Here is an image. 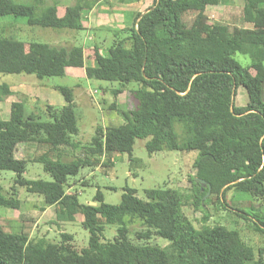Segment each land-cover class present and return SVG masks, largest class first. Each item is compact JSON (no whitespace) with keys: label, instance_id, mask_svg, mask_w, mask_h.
<instances>
[{"label":"trees","instance_id":"trees-1","mask_svg":"<svg viewBox=\"0 0 264 264\" xmlns=\"http://www.w3.org/2000/svg\"><path fill=\"white\" fill-rule=\"evenodd\" d=\"M242 1L251 27L209 22L205 8L219 0H152L130 26L111 30L110 45L94 43L93 57L84 54L82 45L0 37V73L43 79L60 75L67 67H82L87 78L118 82L114 94L129 82L137 84L136 107L120 110L124 122L98 126L84 157L70 161L48 154L64 146L76 147L72 136L79 129L70 87H54L65 103L47 104L45 120L28 112L23 101L10 103L8 118L0 119V170L13 171L15 178L9 195L0 186V206L16 207L15 185L25 187L48 205H57L65 219L80 213L89 236L87 245L77 250L71 234L62 233L63 240L55 242L30 238L22 230L6 231L0 224V264H264V246L254 249L236 228L218 222L195 227L182 210L184 195L174 189L149 188L140 198L134 188L125 187L116 204L104 202L100 190L91 203H82L76 193L66 191L68 179L82 166L96 165L106 154L127 153L131 158L135 140L145 139L149 154L196 151L195 207L203 209L210 187L206 200L236 211L264 233L259 206L243 207L241 200L233 205L226 198L233 190L264 202V0ZM57 7V2L46 0H0V19L22 17L31 26L85 29L78 8L68 7L59 15ZM188 11L195 15L186 25L182 15ZM236 52L248 55L251 63L241 65L233 57ZM240 85L247 102L236 106ZM9 94V86L0 84V97ZM175 122L181 124V141ZM22 142L46 144L47 151L32 160L18 158L16 146ZM33 161L50 179L23 176ZM126 216L145 226L134 239L129 238ZM106 224L117 226L111 240L101 238ZM152 235L167 244L148 243Z\"/></svg>","mask_w":264,"mask_h":264},{"label":"rangeland","instance_id":"rangeland-1","mask_svg":"<svg viewBox=\"0 0 264 264\" xmlns=\"http://www.w3.org/2000/svg\"><path fill=\"white\" fill-rule=\"evenodd\" d=\"M48 3L57 2L60 10L78 8L82 15L85 29L55 30L26 24L22 17L12 16L0 19V37L29 41L45 42L55 46L70 47L82 45L84 54L93 57L94 43L105 47L114 38L111 30H120L130 26L138 11L145 10L152 0H46ZM205 14L209 22L227 24L228 26L251 27L252 22L245 18L242 0H219V3L207 5ZM193 11L182 15L183 22L189 25L194 17ZM124 34L120 31L118 36ZM233 57L241 65H249L248 55L236 52ZM9 86L11 94L0 97V119L9 116L10 103L23 101L28 112H35L40 119H46V105H63L62 94L54 87L63 85L73 91L74 109L77 116L78 133L72 138L76 147L64 146L57 153L50 152L52 158L59 157L62 161L82 158L85 146L89 145L98 126L118 125L124 122L120 110L134 109L137 100L134 97L135 82H129L122 91L114 94L118 82H108L87 78L82 67H67L60 75L38 79L33 74L0 73V84ZM264 98V86H263ZM247 102V93L242 85L237 88L234 97L236 106ZM181 124L174 123V129L181 141ZM180 133V134H179ZM145 139H136L133 145L132 157L127 153H113L101 156L100 161L93 166H82L77 175L71 176L66 185L68 193H76L82 203H91L97 190L103 195L106 203L116 204L120 200L125 187L134 188L136 195L145 198L144 191L149 188L164 187L179 191L184 195L182 210L191 223L199 228L204 224L215 222L234 227L244 242L254 249L264 246V233L255 230L253 221L236 215V211L223 210L205 198L203 209L194 206L195 189L192 179L195 176L193 162L196 151L163 150L149 154L144 146ZM47 151V145L38 142H22L17 144L15 156L32 160ZM23 176L27 179H50L43 171L42 165L30 162ZM15 173L11 170H0V186L7 195L12 192ZM17 193L16 207L0 206V224L3 229L11 232L24 231L30 238H46L50 241H61L62 233L71 234L72 245L80 250L88 242L89 232L82 226L83 216L74 215L72 220L65 219L59 213L57 205H48L41 195L29 192L25 187L15 185ZM227 200L235 205L241 200V206L251 203L259 206L260 214L264 216V202L250 200L249 194L229 190ZM260 203V205H259ZM255 213V212H254ZM259 215V216H261ZM129 238L134 239L135 233L145 230L139 219L126 216ZM116 225L106 224L102 232V240H111L116 235ZM150 244L164 246L167 240L152 235L147 241Z\"/></svg>","mask_w":264,"mask_h":264},{"label":"water","instance_id":"water-1","mask_svg":"<svg viewBox=\"0 0 264 264\" xmlns=\"http://www.w3.org/2000/svg\"><path fill=\"white\" fill-rule=\"evenodd\" d=\"M145 11H147V10L142 11L141 14L144 13ZM198 179L201 181L202 184H206V181L205 180L200 179V178H198ZM209 190H210V187H208V191H207L206 195H208Z\"/></svg>","mask_w":264,"mask_h":264},{"label":"crops","instance_id":"crops-1","mask_svg":"<svg viewBox=\"0 0 264 264\" xmlns=\"http://www.w3.org/2000/svg\"><path fill=\"white\" fill-rule=\"evenodd\" d=\"M58 8V13H59V15H63L64 13H65V10L63 11V10H60V8L59 7H57ZM144 11V10H143ZM142 12V11H141Z\"/></svg>","mask_w":264,"mask_h":264}]
</instances>
